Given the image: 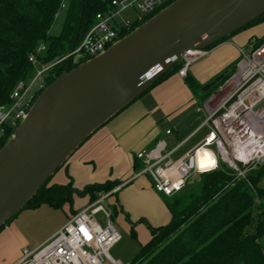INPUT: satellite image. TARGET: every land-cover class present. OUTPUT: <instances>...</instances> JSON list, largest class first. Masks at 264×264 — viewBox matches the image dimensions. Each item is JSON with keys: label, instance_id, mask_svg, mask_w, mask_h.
Returning <instances> with one entry per match:
<instances>
[{"label": "trees", "instance_id": "obj_1", "mask_svg": "<svg viewBox=\"0 0 264 264\" xmlns=\"http://www.w3.org/2000/svg\"><path fill=\"white\" fill-rule=\"evenodd\" d=\"M105 5L106 0H68L67 3L65 0H0V104L10 102V93L18 81L31 79L30 53L36 52L43 44L46 49L37 56L44 63L66 55L79 44L94 23L95 14ZM63 7L65 14L61 29L57 34H51L50 27ZM263 19L264 14L246 26ZM140 23L134 22L130 30ZM262 39L264 37L255 40ZM80 62L73 63L71 58H66L53 65L34 85L32 101L59 74ZM181 65V61L173 65L148 89L178 71ZM188 83L192 88L196 86L194 80H188ZM39 84L42 87L39 88ZM12 132V127L4 126L0 132V148ZM262 166L251 167L244 178L219 162L214 169L211 166L197 173L200 175L198 185L187 189L192 176L184 188L167 201L171 214L167 223L153 226L144 218L139 219L148 227L150 237L140 244L128 264H264V189L256 186ZM48 183L49 179L25 207L42 203L53 207L71 204L74 194L88 195L91 203L100 192H107L120 184L117 180H106L78 189L71 181ZM125 216L131 221L127 214Z\"/></svg>", "mask_w": 264, "mask_h": 264}, {"label": "water", "instance_id": "obj_2", "mask_svg": "<svg viewBox=\"0 0 264 264\" xmlns=\"http://www.w3.org/2000/svg\"><path fill=\"white\" fill-rule=\"evenodd\" d=\"M263 14L264 0H174L103 52L59 74L0 148V228L92 132L185 51L208 48Z\"/></svg>", "mask_w": 264, "mask_h": 264}, {"label": "built area", "instance_id": "obj_3", "mask_svg": "<svg viewBox=\"0 0 264 264\" xmlns=\"http://www.w3.org/2000/svg\"><path fill=\"white\" fill-rule=\"evenodd\" d=\"M172 1L106 0L105 8L95 14L94 23L69 53L44 63L37 55L46 47L40 45L28 57L35 74L29 81H18L10 93V102L0 104V132L5 125L14 129L26 116L33 102L34 85L53 65L66 58L77 63L98 55L130 32L134 22H143ZM127 9L135 11L132 18L120 16ZM207 52V48L185 51L179 75L186 77L190 64ZM196 112L204 114L201 126L207 127V132L193 147L172 158V150H166L164 141L158 140L152 147L136 152L141 161L136 176L148 175L154 190L166 197L175 196L193 175L202 172L196 160L200 149L215 158L213 169L221 162L238 177L245 178L251 167L264 163V39L239 48L233 70L210 90L196 106ZM121 186L100 192L45 242L33 250H24L13 264H102L104 258L111 264H121L109 255L121 235L111 221L112 208L107 201ZM99 213L102 222L96 217Z\"/></svg>", "mask_w": 264, "mask_h": 264}, {"label": "crops", "instance_id": "obj_4", "mask_svg": "<svg viewBox=\"0 0 264 264\" xmlns=\"http://www.w3.org/2000/svg\"><path fill=\"white\" fill-rule=\"evenodd\" d=\"M232 39L239 51L244 37L238 34ZM226 41L227 38L214 44L204 57L190 64L186 77L173 71L98 127L53 173L48 184L71 181L74 187L81 189L89 183L117 180L122 186L108 197V203L115 213L122 215L126 228V214L137 222H143L139 219L144 218L153 226L167 223L171 214L166 203L171 197L156 192L148 175L136 176L141 167L136 152L163 140L165 149L172 150L171 157L176 158L202 139L207 127L201 126L204 114L196 112V106L211 90L205 86L236 63L237 52L223 49ZM188 80H194L196 86L192 88ZM168 129L170 133H166ZM89 203L88 195L74 194L72 203L64 204L67 219ZM146 205H151L154 211L149 212ZM147 237L149 239L150 233ZM20 257L3 264H13Z\"/></svg>", "mask_w": 264, "mask_h": 264}, {"label": "rangeland", "instance_id": "obj_5", "mask_svg": "<svg viewBox=\"0 0 264 264\" xmlns=\"http://www.w3.org/2000/svg\"><path fill=\"white\" fill-rule=\"evenodd\" d=\"M65 1L66 3L68 2V0ZM64 14L65 7H63L55 17L54 22L50 27L51 34H57L60 31ZM134 14V10L127 9L123 11L120 16L124 18H132ZM238 34L239 36L241 35L244 37L243 41L240 42L241 46L246 48L249 47L253 38L261 39L264 35V19L260 22L244 27L234 35ZM229 37H227L223 49L233 53L237 52V57L234 59V61H237L239 58V51L236 50V41H233L232 36ZM34 74L35 69H33L31 77ZM205 130L207 129L205 128ZM214 163L215 161L212 164H208L206 167H211ZM51 177L49 178V181ZM199 178L200 175H193L187 185V189L196 187L199 183ZM256 186L264 189V163L262 171L256 180ZM107 201L109 200L107 199ZM110 206L112 208L111 221L120 233L121 238L110 248L109 255L113 259L120 261L121 264H128L136 255L140 244L147 241L149 230L145 223L137 222L131 218L130 219L136 223L127 220L126 223L128 224V228H126V226H124L125 220H123L122 215L114 212L112 204ZM146 207L149 212L154 211L151 205H146ZM66 208L67 206H64V204L59 207H53L49 204L42 203L38 206L28 205L15 214L0 230V264H3L16 256H22L24 250H33L46 241L48 237L50 238L51 235L65 223L68 216ZM96 217L102 222L101 213L97 214ZM102 264L111 263L104 258Z\"/></svg>", "mask_w": 264, "mask_h": 264}, {"label": "bare ground", "instance_id": "obj_6", "mask_svg": "<svg viewBox=\"0 0 264 264\" xmlns=\"http://www.w3.org/2000/svg\"><path fill=\"white\" fill-rule=\"evenodd\" d=\"M196 160H197V164L199 169L205 170L204 168H208L206 166H208V164H212L214 161L216 162L215 158L211 156V154L209 152H207L205 149H200L197 153H196ZM211 160V161H210ZM212 162V163H211ZM204 166H203V165ZM215 164V163H214ZM210 167V166H209ZM213 169V168H212Z\"/></svg>", "mask_w": 264, "mask_h": 264}]
</instances>
